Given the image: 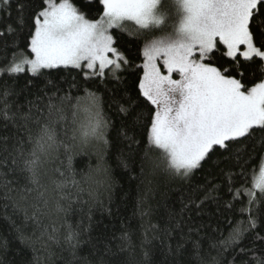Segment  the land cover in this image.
<instances>
[{
  "label": "snow or ice",
  "instance_id": "snow-or-ice-1",
  "mask_svg": "<svg viewBox=\"0 0 264 264\" xmlns=\"http://www.w3.org/2000/svg\"><path fill=\"white\" fill-rule=\"evenodd\" d=\"M0 41V77L45 81L23 103L31 79L20 91H0V119L16 129L0 138V192L32 228L17 229L22 244L59 247L67 264H78L81 232L65 222L61 235L52 217L66 218L85 192L98 201L101 185H110L77 181L68 153L92 146L103 159L112 145L141 180L137 207L149 218L141 248L158 239L161 264H264V0H0ZM73 71L86 85L117 87L103 98L98 85L64 91L55 77ZM197 172L203 179L189 184L180 209L166 207L163 222L152 224L156 179L190 182ZM225 213L227 235L219 228ZM119 240L120 252L134 247L127 232ZM110 253L98 251L99 264Z\"/></svg>",
  "mask_w": 264,
  "mask_h": 264
},
{
  "label": "trees",
  "instance_id": "trees-1",
  "mask_svg": "<svg viewBox=\"0 0 264 264\" xmlns=\"http://www.w3.org/2000/svg\"><path fill=\"white\" fill-rule=\"evenodd\" d=\"M127 39V35L122 36L121 43H124ZM126 47L131 49L129 55L136 59L135 46L127 44ZM7 55L11 58V50ZM4 56V41H0V61L4 60ZM141 62L140 59H136L137 64ZM0 67H3L2 63H0ZM140 74L142 75V71ZM73 77H76L75 81H73ZM30 79L34 82L35 86L30 85L29 89L20 96L19 102L23 103L25 96L29 99H35V95L31 94L38 95L40 90L44 89L45 81L43 78H32L30 74H22L21 78L15 82L7 79V77H0V91L4 89L5 85L14 87L17 91H20L24 87L25 82ZM55 79L58 80L59 86L64 91L71 90L75 92V89L71 88L73 83L80 88L91 86L93 90L98 85L99 94L102 98L106 92L110 95L111 90L117 87L114 82L105 84L100 80L86 85L82 76L76 71L60 73ZM126 79L130 85L136 79V76L129 75ZM9 99L11 101L15 98ZM2 107L3 105L0 104V108ZM79 111L83 122L87 124L89 119L87 97L80 104ZM111 111H114V109ZM15 135L16 129L13 125L0 119V138H14ZM115 135L114 131L111 132L110 138H114ZM121 150L122 146L116 147L110 145L103 153V159L98 154L99 149L92 146L86 147L83 150L76 148L73 152L68 153L72 155V168L77 181H81L87 176H92L97 180H106L110 185V189L101 185L98 201H89L88 194L85 192L81 196V201L76 203L74 211L69 213L66 218L63 216L52 217V226L60 229L61 235L66 230L63 227L65 222L71 224L73 228H78L81 232L80 244L76 249L78 264H99L100 257L98 251H103L104 247L111 248V253L104 257L106 264H146L145 250L149 253L147 261L150 264H161V261L164 259L158 239L152 240L151 245H145L144 249L141 248V241L144 238V231L149 220L148 217H141L140 210L137 207L140 193L143 191V185L140 179H133V175L135 174L129 173L120 165ZM60 158L65 160V163L67 162L63 149L61 150ZM98 165L103 169H107L106 173L103 171L98 173L96 171ZM203 175V173L197 172L190 182H170L164 177H158L155 183L158 184L159 190L150 201L153 208V214L150 217L151 223L157 224L163 222L162 218L166 207H174L178 211L180 209V200L187 194L189 184L195 187L203 179ZM251 175L252 173L250 172ZM84 186L87 187L86 184ZM196 219L200 221L199 217ZM204 219L207 220L208 217L205 216ZM229 219H232L230 213L222 214L219 217L220 232H223L225 235H227L229 228ZM46 223L49 222L46 221ZM213 227H216V225L213 224ZM18 228H23L27 233H31L32 231L31 226L21 224L20 217L14 214L11 202L0 192V264H67L71 260L67 252H62L56 246H52L50 252L42 249L40 244L36 245L35 251L31 247L25 246L17 238ZM125 232L130 234L134 247L120 252L119 238ZM149 239H151V233H149ZM169 243L175 247V241H170ZM228 259H231V257L229 256Z\"/></svg>",
  "mask_w": 264,
  "mask_h": 264
},
{
  "label": "rangeland",
  "instance_id": "rangeland-1",
  "mask_svg": "<svg viewBox=\"0 0 264 264\" xmlns=\"http://www.w3.org/2000/svg\"><path fill=\"white\" fill-rule=\"evenodd\" d=\"M174 78H176V77H174Z\"/></svg>",
  "mask_w": 264,
  "mask_h": 264
}]
</instances>
